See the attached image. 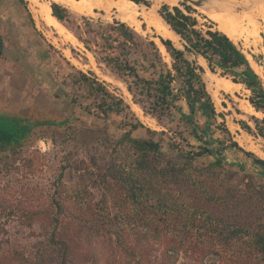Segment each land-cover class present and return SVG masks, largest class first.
Masks as SVG:
<instances>
[{"label":"trees","instance_id":"obj_1","mask_svg":"<svg viewBox=\"0 0 264 264\" xmlns=\"http://www.w3.org/2000/svg\"><path fill=\"white\" fill-rule=\"evenodd\" d=\"M50 9L58 22H73L65 6L51 2ZM195 13L186 3L158 10L180 47L160 35L143 37L119 21L101 35L107 53L96 58L116 71L133 103L162 130L145 127L122 98L82 71L65 79L74 89L72 103L92 99L91 112L99 117L128 112L134 119L123 123L115 144L86 146L80 156L69 119L7 116L16 132L0 147V264H82L93 241L109 264H264V160L241 148L219 123L223 115L197 59L203 58L212 74L243 85L250 105L262 114L264 85L241 45L213 21L200 23ZM2 49L0 37V55ZM250 121L253 127L239 125L264 140V117ZM45 127L66 132L48 183L26 177L42 155L25 147ZM140 128L147 138L133 136ZM229 152L250 161L258 175L230 163ZM67 169L76 175L72 186L63 182Z\"/></svg>","mask_w":264,"mask_h":264},{"label":"rangeland","instance_id":"obj_2","mask_svg":"<svg viewBox=\"0 0 264 264\" xmlns=\"http://www.w3.org/2000/svg\"><path fill=\"white\" fill-rule=\"evenodd\" d=\"M39 1H48L49 5L51 2H56L65 6L70 11L73 22L67 25L59 22L61 31L57 32L36 20L28 0H25V5H22L19 0H0V37L3 42L0 55V147L14 139L12 137L15 136V125L7 116H15V114L56 120L69 119L75 127L76 140L73 143L78 146L80 156L84 155L83 149L86 146L96 147L101 143L115 144L123 136L125 131V128L121 127L123 123L134 122L128 112L119 115L111 114L109 118L104 119L91 112L94 110V100L80 97L77 103L71 102L74 89L65 79L75 71H82L88 75L93 73L109 91L123 99L131 113L135 115V119L137 118L147 128L155 131L162 130L154 118L145 115L141 108L133 103L125 83L116 71L96 58L107 53L102 48L101 35L105 33L107 25L119 21L126 23L143 37L156 34L169 39L158 32L165 23L158 14V10L164 4L175 6L186 3L195 9V16L200 23L205 21L204 18L213 20L205 13L203 14L201 8L183 0H168L169 2L147 0L149 7L132 5L128 2H122L119 6H105L89 5L87 0ZM242 7L243 4L238 8ZM26 11L30 13L34 26L30 23ZM84 18L89 24H86ZM128 18H131V23L127 20ZM258 19L256 20L259 24L258 31L253 32L249 27L248 34L233 40L240 44L248 55L264 85V29L262 19ZM215 24L218 29L217 23ZM154 40L158 44L163 59L169 61L159 40L157 38ZM83 41L88 43L91 51L85 48ZM172 42L180 47L179 37ZM198 64L204 67L203 79L215 109L217 113L223 115V118H218L219 123H223L230 130L234 141L241 148L264 160V140L247 133L239 125L240 121H245L253 126L251 117H264V114L256 113L247 100L250 92L238 84L232 85V88L224 87L231 82L229 79L212 74L207 65L200 60ZM85 107L89 110L85 111ZM133 136L140 139L147 138L146 130L143 128L135 130ZM65 138L64 128L45 127L35 133L25 150L29 147L33 152H40L42 157L38 160L34 157L35 163L31 170L33 174L27 175L28 179L41 180L45 183L53 181L54 168L63 155L61 150L65 145L62 143ZM191 143L196 145L194 141ZM8 156L13 158L11 154ZM227 156L230 163L238 167L244 165L248 173L258 175V171L254 169L250 161H246L239 153L229 152ZM75 180L74 171L67 169L64 172L63 182L67 186H72ZM39 201L43 202V199ZM92 244L94 246L92 251L85 252L81 263L109 264L105 260L103 248L95 241Z\"/></svg>","mask_w":264,"mask_h":264},{"label":"bare ground","instance_id":"obj_3","mask_svg":"<svg viewBox=\"0 0 264 264\" xmlns=\"http://www.w3.org/2000/svg\"><path fill=\"white\" fill-rule=\"evenodd\" d=\"M28 1L30 2L29 5L31 4L30 8L35 14V18L37 21L42 22L49 27H52L57 32L61 31L59 30V26H60L59 22L51 14V9H50V5L48 1L46 2H41L39 0H28ZM56 1H64V0H56ZM86 2L89 5L92 4V5H105V6H108V5L119 6L122 2H128L134 5V3L127 1V0H87ZM242 4H243V7L238 8ZM201 11L203 12V14L205 13L206 15L209 16L210 19H212L215 23H217L219 31L226 34L232 40L235 39L236 37L240 38V36H244L245 34H248L249 27L252 29L253 32L258 31L257 29H258L259 24L256 22L258 18L262 19L263 29H264V0H212L209 2V4L202 7ZM131 18H128L127 20L130 21ZM155 23L158 24L157 22ZM158 32L161 35L168 37L172 41H175L176 39H178V35H176L166 23H164V25L162 24V27L158 29ZM232 85L236 86V84L230 82L228 84H225L224 87L232 88ZM230 91H232V89Z\"/></svg>","mask_w":264,"mask_h":264},{"label":"water","instance_id":"obj_4","mask_svg":"<svg viewBox=\"0 0 264 264\" xmlns=\"http://www.w3.org/2000/svg\"><path fill=\"white\" fill-rule=\"evenodd\" d=\"M183 1H185V2H187V3H189V4H191V5H193V6H196V7H198V8H202V7H204L205 5H207V4H209V2L210 1H212V0H183ZM136 4V3H135ZM136 5H143V6H145V7H149L150 5H148V4H136ZM163 20V19H162ZM164 21V20H163ZM165 22V21H164ZM166 23V22H165ZM167 24V23H166ZM168 25V24H167ZM174 32V31H173Z\"/></svg>","mask_w":264,"mask_h":264},{"label":"crops","instance_id":"obj_5","mask_svg":"<svg viewBox=\"0 0 264 264\" xmlns=\"http://www.w3.org/2000/svg\"><path fill=\"white\" fill-rule=\"evenodd\" d=\"M198 60H200V61H202V62H204L205 64H206V61L203 59V58H201V57H199L198 59H197V62H198ZM202 66V65H201ZM203 67V66H202ZM204 68V67H203ZM238 85H241V84H238ZM243 86V85H242ZM253 108V107H252ZM254 109V108H253ZM255 111V110H254ZM256 112V111H255ZM257 113V112H256ZM249 124V123H248ZM250 125V124H249ZM251 127H253L252 125H250Z\"/></svg>","mask_w":264,"mask_h":264}]
</instances>
